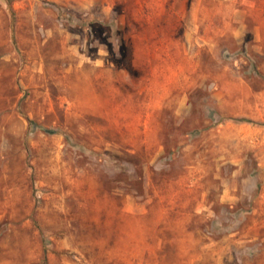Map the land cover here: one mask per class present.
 Here are the masks:
<instances>
[{
    "label": "rangeland",
    "instance_id": "1",
    "mask_svg": "<svg viewBox=\"0 0 264 264\" xmlns=\"http://www.w3.org/2000/svg\"><path fill=\"white\" fill-rule=\"evenodd\" d=\"M0 264H264V0H0Z\"/></svg>",
    "mask_w": 264,
    "mask_h": 264
},
{
    "label": "trees",
    "instance_id": "2",
    "mask_svg": "<svg viewBox=\"0 0 264 264\" xmlns=\"http://www.w3.org/2000/svg\"><path fill=\"white\" fill-rule=\"evenodd\" d=\"M104 22L107 24L108 21H105V20H104Z\"/></svg>",
    "mask_w": 264,
    "mask_h": 264
}]
</instances>
